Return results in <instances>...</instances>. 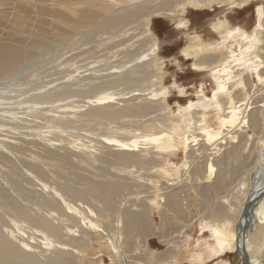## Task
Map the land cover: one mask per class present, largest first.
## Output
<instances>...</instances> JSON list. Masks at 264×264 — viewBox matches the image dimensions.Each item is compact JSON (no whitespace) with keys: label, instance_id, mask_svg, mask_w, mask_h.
<instances>
[{"label":"bare ground","instance_id":"bare-ground-1","mask_svg":"<svg viewBox=\"0 0 264 264\" xmlns=\"http://www.w3.org/2000/svg\"><path fill=\"white\" fill-rule=\"evenodd\" d=\"M185 1L198 3L201 6L212 3H224L229 5L236 4L239 5V7L244 8L253 0H75L70 3H67L65 0H57L54 4L59 6L60 9L56 11L53 17L56 21H61V23H63L62 25L67 26L76 32H79L81 29H88L90 32H93L97 28L104 32H116L117 36L111 34L110 39L112 40L115 37H120V35L124 36L125 34L123 35L122 33H125V30H127L132 24L137 23V20L141 19V17L144 18L145 15H150L153 12L167 14L168 12L173 11L167 10L164 6L174 7L178 11H181L183 9H181V6L185 4ZM173 3H175L174 6L172 5ZM1 5L3 4L1 3ZM64 7L69 9V15L63 12L62 8ZM126 11L133 13H129V15L125 13ZM258 11V28L253 36H247L242 30H230V24L216 26V30L224 36V41L218 48L219 52L217 51L220 53V56L211 54V51H213L211 47L204 48L202 44L195 43V41H197L196 39H193L194 43L189 45L185 50L187 56L193 54L195 58H197L196 65L199 66V68L212 67V65L214 66L215 64L221 65V63L222 66L220 69L215 66L214 78L217 80L218 87L213 101L209 102V99L206 101L203 97L200 99L199 104L189 107L188 110L182 114L184 116L179 118L181 121V123L178 124L179 127L173 126V132L170 131L172 134H177V136H173V142L170 141L167 143L163 139V136H166V134L170 135L168 132H164L169 125L165 120H156L159 123L158 126L150 125L149 129L146 127L148 130H142L143 132H140L141 129L125 130L123 131L125 134H130L132 136L128 138L126 137L127 139L122 140L116 139L114 143H112L113 139L110 137V134L109 136L106 135V138H103L104 142H101V144H108L111 148L117 147L118 150L112 155L114 157V159L112 158L113 160L109 157H103L102 162L108 163V165H111L112 168L119 171L121 174L124 173L130 178L133 177V183H124L128 179H125L123 176L119 177V182L113 181L112 183H107V181H105V176L101 177L104 180L102 182L81 179L83 185L82 190H76L66 186V184H58L53 187L52 185L47 184L45 173L39 171L37 165H30L24 161L20 164L14 159L12 160V156H10L4 163V165H9V168L12 171L11 173L13 174L10 176L12 178L6 176L7 182L5 185L9 188L6 189L5 186L0 188V264H63L64 259L69 261L76 253H80L79 251H76L74 247L70 246L71 243H76L78 239L76 237H71L69 235L71 229H69V227L61 220L53 218L48 211L58 213L63 217V220L67 222L74 218L71 219L72 215L61 211V205L67 204L73 206L80 215L88 216L89 213L86 214V212L93 209L90 204L91 200L96 201L97 203L99 202V204L106 203L107 206H110L111 209H113L112 207L115 206V202L110 198L113 195L114 197L120 195V192L126 190H132L131 193L133 195L134 187L142 189V192H139L137 195H143V198L140 199L143 201L138 200L139 197H136L137 201L132 203V205H129V207H127L128 210H121L118 213L114 211L113 213L115 214L113 216L108 213L111 209L106 206L102 207L103 210L99 213L102 219H110V217L115 218L116 224L112 225L110 222L109 228L111 236L107 235L105 239L110 245L111 256L115 264H160L159 262H163L164 264H178V260L180 259L183 250L188 251V257L191 258L192 263L195 262L202 264L205 262L204 253L207 249H210V253L207 254L209 256L207 258L210 259L223 258L227 253H231L233 250L237 249L242 258V264H264V182L263 184L261 183L256 186V193L254 194L253 192L250 196L244 194L240 195L241 187L239 191L234 194L230 207L226 208H213V204L210 206V202L211 199H213V203H217L216 201L219 193H226L228 181L218 176L214 185H204L201 183L205 178L207 180L213 178L212 175L215 171V164L219 165L223 163L228 168L227 173L230 175L229 183L233 186L238 178L244 174L242 166L245 165V162L239 164L240 166L238 167H232L230 162L238 158L239 149L243 143L248 145L249 140L251 139L249 129H252L255 134L258 133V128L256 127L260 124V120L256 118L252 112V104L254 102L253 97L258 91L254 93L253 85H247V80L250 81V78L254 75L252 74V71H256L257 78L264 83V6H260ZM41 12L45 13V8H41ZM169 15L172 14L169 13ZM135 17L137 20L129 21ZM181 23L184 26L187 24L183 20ZM146 25L148 26L147 22ZM60 31L59 40H66V32L62 30ZM45 40L46 39L34 40L36 41L34 45L37 46L33 48L34 51L24 50V48L21 47V44L17 43L0 44V104H14V102L9 103V101H15L16 98L12 99L10 96L4 95H6L5 93H7L10 88L9 86L19 81L18 79L22 73L29 70V66H24L27 59L34 58L38 51L42 52L49 49L51 43ZM109 40L107 42H109ZM235 42L240 44L239 48H241V53L239 54H235L231 47H227L229 43L234 44ZM159 45H161V43L159 44L157 40L156 44L151 46L150 53L152 56H150L151 58L148 57L150 60H146L145 58L149 64L144 61L143 57L145 52H143L140 59L143 60L142 62L144 63L141 66L134 61L139 67H136L135 64H129L130 66H133V68L127 69L126 67L127 70H124V74L122 75H120V72L119 76H113V78L107 82L100 81L101 84H92L94 86L87 91H78L71 94L70 91L65 90L60 93V97L64 99L65 96H68V99L70 100V98L74 96L90 100L91 103L97 101L103 103H99L101 105L98 104V106H95L90 110L87 109L88 111H85L84 109L85 112L80 114L79 119L77 118L79 123L83 121L91 122L94 120H105L113 123L117 118L125 119L127 117H139V115H141L140 112H142L141 105H135V101H138L140 99L139 97V99L132 98L124 101L126 102L125 106L123 108H117V110H115L117 107L116 105L110 104L118 100L116 96L124 97L125 95L129 96V94L131 95L134 93V95H137L139 93L138 88L121 93H116L117 91H109L114 88L118 89L120 86L134 88L133 84H138L141 82L142 78L145 77L143 76L141 78L140 76L145 71L141 70L145 65V68L153 67L154 69L156 68V70H162V65H160V60L158 58L160 49ZM136 50L138 51V49ZM133 51L134 52L131 53V55L133 54L134 56L135 50ZM251 53L256 55V65L248 61V57ZM135 57H137V55ZM231 58L234 59L233 63H231ZM110 59L111 57L97 62L94 61V63L100 64L102 62H108ZM131 61L133 60L131 59ZM126 63L125 66L128 64ZM223 65L226 67L225 70L222 69ZM110 67L109 69H111ZM148 69L149 68H147V71ZM116 71L115 73L117 74ZM149 76L150 75H148V77ZM85 78H77L75 80L79 79L80 82L85 81L91 83L90 78ZM147 81L150 82L151 80ZM160 85L162 87V84ZM247 86H249V89H252L246 90ZM2 88L7 89L6 92H3L4 90ZM163 88L164 87H162V89ZM152 89L153 94L155 95L154 98L160 97V100L163 103L162 108H164L165 105H167L166 98L168 97V90L164 89L163 94L158 85H154ZM93 93H97V95L94 97L91 96ZM26 94L28 95V93L24 92V95ZM153 94L151 96H153ZM43 100L49 101L47 102L49 104L55 102L52 101L55 100L52 94H45L39 98L38 95L30 96L28 100L26 99L24 102L25 104L32 102L34 105L33 107H35V105L39 104L43 106L44 102L39 103ZM141 101H143V98ZM24 102H22V104ZM67 102L65 103L68 104L69 102ZM128 102H134V104H128ZM47 103L44 105H48ZM65 103L63 105H66ZM107 103L108 105H105ZM143 103L144 102H142V104ZM257 104H264V102L259 99ZM71 106H73V104H70V107ZM83 106L84 105H78L73 108L76 107L80 109V107L82 108ZM36 107L38 108V106ZM60 107L58 104V108ZM213 107H217L218 111H220L217 121H215V123L217 122L216 124L219 125L217 130L212 127V121L208 122V115H206L208 114L207 111L211 110ZM63 110H65L64 112L67 114H72V112L66 111L64 106ZM81 110L83 111V108ZM60 111H62V109ZM72 111L74 113L73 109ZM21 119L17 120V117L16 119H12L16 123L14 126L11 125L12 127L9 125L12 130L17 131L18 129H21L22 126L25 128L27 127L25 126V121L23 122ZM59 119L61 118H58V120ZM62 121L64 120L62 119ZM5 122H7V120ZM75 123H77V121L69 120L63 122L64 125H73ZM169 128H171V126ZM61 129H63V127ZM33 131L37 132L36 128ZM61 131L65 132L66 130L64 129ZM37 134L39 137L41 136L48 139L46 132L44 131H38ZM90 134L91 136L93 135V133ZM180 134H183L184 136L179 137ZM85 138L88 139L90 137L88 136ZM92 140L90 142H95ZM180 140L184 141L183 145L186 150V162L181 169L178 170V174L175 175L174 172L171 174V168L167 164L166 154L168 153L167 150L175 148L178 144H181ZM79 142L80 141H76L75 144L77 146L80 144L79 148L88 151L79 150L78 152L81 154L89 155L90 152H93L92 150H94V148H97L95 145L92 146V144L89 143V145H86L84 142L83 144L82 142ZM62 143L63 141H58L57 144L60 145ZM33 144L37 143L34 142ZM24 145L25 146H19L17 143L13 145L10 148L13 155H25L31 149L35 148V145L28 142H25ZM226 145H231V147L228 150H225L220 158L215 160V155L218 156L221 152V147ZM210 146L216 148L217 151L214 154H208ZM89 150L91 151L89 152ZM44 152V154L40 153L36 155V159H41L39 160L40 162L45 158H48L56 163V165L59 166V169H63L70 165V162L64 160L63 157L60 156L58 158L55 156V153L51 154L53 153L51 151ZM76 154L77 152H75V155ZM92 155H94V153ZM89 156L90 158L93 157L91 155ZM138 160H141L144 164L139 166L140 163ZM198 160L203 161V167L201 170L196 169L195 167V163ZM7 171L9 170L7 169ZM249 172L250 170L248 171V174ZM32 173L34 175H32ZM107 173H109V177L113 178V175L110 174V172ZM190 178H192V185H190V187L193 186L197 194L206 202V206H199L198 209L200 212L198 216L184 222V225L178 226L181 219L187 214L185 209H187L188 213H191L190 207L192 201L190 202V197L188 198V194H191V189L188 188L187 190H184V188H181L182 185L180 184ZM195 178L200 179L196 182L194 181ZM176 181L179 183H175ZM172 182H174V184ZM26 184L33 187L44 184L47 188H53L57 191V196L62 197V201L58 202L57 197L52 193H43V191H39L40 196L36 197L31 190L24 187ZM175 186L179 188L175 189ZM183 199L186 201L185 204ZM154 206H157L158 209H160L162 218L161 225H157L155 222L156 219L153 216ZM98 211H100V209ZM198 217L203 220L204 224H207L214 230L215 243L211 245L212 242H207L206 244L208 246L205 245L203 249H201V246H197L195 250H192L189 248V240L185 235L187 230L195 225L194 221H196ZM90 226L92 228L96 227L92 220ZM36 234L38 236L33 238L32 235L36 236ZM89 237L90 234L87 233L86 239ZM153 237H158L159 240L167 243L169 247H172V244L176 241L181 245L178 246L181 250H178V252L175 253L177 249L173 248V252H171L172 250L170 247L167 252L161 251L159 254L155 255L149 249V241ZM67 238L68 240H66ZM126 239H129L130 241L128 244ZM41 243H43L46 248L42 247L40 245ZM22 244L27 245V248H22ZM225 263L226 261L221 259L218 264Z\"/></svg>","mask_w":264,"mask_h":264},{"label":"rangeland","instance_id":"rangeland-1","mask_svg":"<svg viewBox=\"0 0 264 264\" xmlns=\"http://www.w3.org/2000/svg\"><path fill=\"white\" fill-rule=\"evenodd\" d=\"M55 1L57 0H0V44L17 43L21 44V47L24 48V50L30 51L33 50V48L37 47L34 45L36 42L34 40L46 39L45 41L51 43L49 49H46L42 52L38 51L34 58L27 59L24 66H29V70L22 73V75L18 79L19 81L9 86L10 88L4 96H10L12 99L16 98L15 101H9V103L14 102V104H0V188H2L3 186H5L6 189L9 188L5 185V183L7 182V177L12 178L10 176H12L13 174L11 173L12 171L10 170L9 165H4V163L10 156H12V160L14 159L20 164L22 163V161H24L30 165H37L38 170L45 173V176L47 177V184H50L53 187L55 185L57 186L58 184H66V186H69L76 190H82L83 185L81 179H90L94 182H102L104 180L101 177L105 176V181H107V183H112L113 181L119 182L120 176L128 179L124 183H133V177L130 178L124 173L121 174L119 171H116L114 168H112L111 165H108V163L102 162L103 157L114 159L112 155H114L116 153L115 151L118 150L117 147L111 148L108 144H101V142H104L103 138H106V135L109 136L110 134V137H112L113 139L112 143H114L116 139L122 140L132 136L130 134H125L123 132L125 130L128 131L141 129L140 132H143L148 130L150 125L158 126L159 123L156 120H165L169 125L167 127V130H165L164 132H168L170 135L166 134V136H163V139L167 143L170 141L173 142V136L175 137L177 136V134H172L171 132H173V126L177 127L178 124L181 123L179 118L184 116L182 114H184L189 107H193L194 105L199 104L200 99H202L203 97L206 101L208 99L209 102L213 101L218 87L217 80L214 78V71L216 69L215 66L219 69L222 66L221 63V65L215 64L214 66L212 65V67L209 66L207 68H199V66L196 65L197 58H195L193 54V56H187L185 50L189 47V45H192L194 43L193 39H196L197 41H195V43L202 44L204 48L211 47V49H213V51H211V54L220 56V53H218V48L224 41V36L216 30V26L230 24V30H242L247 34V36H253L255 35V32L258 28V9L260 6H264V0H253L244 8L239 7V5L236 4L229 5L224 3H212L201 6L198 3L185 1V4L181 6V9L183 8L181 11H178L174 7L164 6V8H166L167 10L173 11H170L167 14L153 12L150 15H145L146 17H141V19L138 20L136 19V17L130 19L129 21L137 20L138 22L132 24L127 30H125V33H122L126 36L120 35V37H115L111 40V34L117 36L116 32H104L99 30L98 28L93 32H90L88 29H81L79 32H76L75 30L62 25L63 23H61V21H56L53 15L60 9V7L54 4ZM65 1L67 3H70L75 0ZM1 3L3 5H1ZM172 5L174 6L175 3H173ZM41 8H45L46 12L42 13ZM62 10L64 13H67V15L70 14L69 9L64 7L62 8ZM128 11H126L125 13H133ZM169 13H171L172 15H169ZM182 20L187 23L186 26L182 25ZM146 22L148 26L146 25ZM60 30L66 32L65 34L67 35V39L64 41L59 40V35L61 33ZM108 40L109 42H107ZM157 40L159 44L161 43V45H159L160 49L158 58L160 60V65H162V70H156V68L154 69L153 67H147L150 69H148L147 71L145 65L141 70H145L147 73L144 71L140 75L141 78L143 76L145 77L142 78L141 82H139L138 84H133L134 88L120 86L118 89L114 88L113 90L109 91H117L116 93H121L138 88L139 93H136L137 95H134V93L131 95L129 94V96L125 95L124 97L116 96L118 100L110 104L116 105L117 107L115 110H117V108L119 109L125 106L126 102L124 101L139 97L140 99L138 98L139 100L135 101V105H141V115L134 118H117L113 123L105 120H94L91 122L83 121L79 123L78 119L80 118V114L85 112L87 109L90 110L93 107L98 106L101 101L95 100L97 102L91 103L90 100L73 96L72 98H70V102L68 96H65L63 99L62 97H60V93L65 90L70 91L71 94L78 91H87L94 85L109 81L113 78V76H119L120 72V75L124 74V70L133 68V66L130 65H134V61L141 66L144 63L142 62L143 60L140 59L142 53L145 52L143 57L144 61L150 60L149 58H151L150 56H152V54L150 53L151 46H153V44H156ZM232 44L229 43L227 47H231L235 54L241 53V48H239L240 44L237 42H235L233 45ZM136 49H138L139 52ZM133 50H135L134 56L133 54L131 55V53L134 52ZM136 55L137 57H135ZM109 57H111V59L108 60V62H102L100 64L94 63V61H101L102 59H106ZM133 57L137 60H135ZM131 59L133 61H131ZM248 59V61L256 65V55L254 53H251ZM233 60L234 59L231 58V63H233ZM146 62L147 64H149L148 61ZM125 63L127 64V66H125ZM137 64H135L136 67H139V65ZM109 67L111 69H109ZM113 68L115 71L117 70V74L115 73ZM225 68V65H223L222 69L225 70ZM252 74H254L250 78V81L252 83L247 80V85H253L252 87L254 93L258 91L257 94H255V96L253 97L254 102L252 104L253 115L260 120V124L256 127L258 128V133L255 134L252 129H249L251 139L249 140L248 145L243 143L239 149L238 158L230 162L232 167H238L240 166L239 164L245 162V165L242 166L244 174H242L238 178L233 186H231V184L229 183L230 175L227 173L228 168L223 163L219 165L215 164L216 167L214 174L212 175V179L207 180L205 178L201 181V183L204 185H214L217 181L218 176L228 181L226 193H219L218 199L216 201L217 203L214 204L213 199H211L210 206L213 204V208L230 207L234 194L238 192L241 187L242 189L240 195L244 194L246 196H250L253 192L254 194L256 193V186L260 185L261 183L263 184L264 182V104H257V101L259 99L264 102V83L263 81H259L256 76V71H252ZM148 75L150 76L148 77ZM77 78H90L91 83L85 81L80 82L79 79L75 80ZM147 80L151 81L149 82ZM146 81L148 82V84ZM160 84H162V87H164L163 89ZM154 85H158L161 88L163 94L164 89L168 90V97L166 98L167 105H165L164 108H162L163 103L160 100V97L154 98L155 95L153 94L152 89ZM2 89L4 90L3 92H6L7 90L5 88ZM247 89L250 90L252 88L249 89V86H247L246 90ZM24 92L28 93L29 96L27 94L24 95ZM36 94L38 95V98L45 94H52L55 98V100L52 101L55 102L49 104L47 103L49 101H37L39 103H47L48 105L43 104L42 106L39 104L35 105V107H33L34 105L32 102H30L31 104H25L24 101H26V99L28 100L30 96H37ZM152 94L153 96H151ZM96 95L97 93L91 94V96L93 97ZM142 98L143 101H141ZM22 102L24 103L22 104ZM60 102L62 103V105ZM65 102H67L68 104H66ZM142 102L144 103L142 104ZM64 103L66 105H63ZM129 103L134 104V102H128V104ZM58 104L59 107L61 105L62 108H58ZM70 104H73V106L70 107ZM78 105H84L82 107L83 111L81 110V107L80 109L76 107L73 108L74 106ZM105 105H108V103ZM36 106H38V108ZM63 106L64 109L66 108V111L72 112V114L65 113V110H63ZM61 109L62 111H60ZM72 109L74 110L75 114L73 113ZM75 109L79 110L77 111ZM52 110L55 112V114ZM58 112H60L61 114ZM207 113L208 114L206 115H208V122L212 121V127L217 130L219 125L216 124L217 122L215 123V121H217L220 111H218L217 107H213L211 110H208ZM16 117L17 120L22 118L21 120L23 122L25 121V126L27 127L25 128L24 126H22V128L18 129L17 131L12 130L11 127L16 125V123L12 119H16ZM58 118L61 119L58 120ZM62 119L65 122L71 120L77 121V123L73 125H64V121H62ZM6 120L7 122H5ZM9 125L12 126L10 127ZM170 126L171 128H169ZM62 127L63 129H61ZM35 128L37 132H46V136L48 139L41 136L40 138L37 132L33 131L35 130ZM64 129L66 130V133L61 131ZM116 131L118 134L116 133ZM90 133H93V135L91 136ZM88 136L90 138H85ZM183 136V134L179 135V137ZM91 140L95 142L92 143L90 142ZM58 141H63L62 144L64 145H58ZM76 141H80L82 142V144L84 142V144L86 145H95V147L97 148H94V150H92L93 152H90L91 150H89V155L93 157L90 158L88 154L79 153V150H83L86 152L88 151L83 148H79L80 144H78L77 146L75 144ZM25 142L35 145V148L31 149L25 155H13V152L10 148L16 143L19 146H25ZM34 142L37 144H33ZM180 142L181 144H178L175 148L167 150L168 153L166 154V159L168 162L167 164L171 168V174H173L174 172L175 175L178 174V170H180L183 164L186 162V150L183 145L184 141L180 140ZM230 147L231 145L221 147V152L218 154V156L215 155V160L217 158H220L224 154L225 150H228ZM208 150V154H214L217 151L214 146H210ZM44 151H51L53 152L51 154L55 153V156L58 158L60 156L63 157L64 160H68L70 162V165L66 166L63 169H59V166L48 158H45L40 162L39 160L41 159H36V155L40 153L44 154ZM74 151L77 152L76 155ZM98 151L99 153H101L99 154ZM93 153L94 155H92ZM138 161L140 163L139 166L144 164L141 160ZM195 167L196 169L201 170L203 167V161L198 160L195 163ZM7 169L9 171H7ZM249 170L250 172L248 174ZM107 172H110V174L113 175V178L109 177V173ZM32 175L34 174L32 173ZM199 179L200 178H195L194 181L198 182ZM191 180L192 178L187 179L184 183H180L182 185L181 188H184V190H187L188 188L191 189V194H188V198L190 197L189 199L190 202L192 201V204L190 207L191 213H188L187 209H185V212L187 214L181 219L178 226L184 225V222L198 216L200 212V210L198 209L199 206H206V202L197 194L193 186L190 187V185H192ZM178 181H176L175 183H177ZM172 183L174 184V182ZM176 186L174 187L175 189L179 188ZM24 187L31 190L36 197L40 196L39 191H43V193H52L57 197L58 202L62 201V197L57 196L56 190H54L53 188H47L44 184H41L37 187L26 184L24 185ZM131 191H122L119 193L120 195H117L115 197L113 195L110 198L113 202H115V206L113 205L114 207H112L113 209H111L110 206H107L106 203L99 204V202L97 203L96 201L91 200L90 204L93 209H90L88 210V212H86V214L89 213L88 216H82L75 210L73 206L63 204L60 206L61 211L72 215L71 219L74 218L73 220H69L67 222H65V220H63V217L58 213L48 211V213L53 218H55L56 220H61L69 227V229H71V232L69 234L71 237H76L78 239L76 243H71L70 246L74 247V249L76 251H79L80 253H76L69 261H66L64 259L63 264H115L111 256L110 245L105 240L107 235L111 236L109 228L110 222L112 223V225L116 224L115 218L110 217V219H102L99 213L103 210L102 207L106 206L111 209L108 213L113 216L115 214L113 213L114 211H116V213L121 210L124 211L127 209V207H129V205L135 203L137 201L136 197H139L138 200L143 198V195H137L139 194V192H142V189H137L136 187H134L133 195ZM183 202L184 204L186 203L184 199ZM99 209L100 211H98ZM153 216L156 219V224L161 225V212L157 206H154ZM91 220L95 223L96 227L92 228L90 226ZM194 222L195 225L190 227L185 235V237L189 240V248L195 250L197 246H201V249H203L205 245L208 246L206 244L207 242H212L211 245L214 244V230L207 224H204L203 220L199 217ZM87 233L90 234V237L88 239H86ZM37 236V234L36 236L32 235L33 238ZM66 240H68V238ZM126 241H128L127 244L130 242L129 239H126ZM149 243V249L155 255L159 254V252L161 251L167 252L171 247H169L167 243L159 240L158 237H153L152 239H150ZM40 245L46 248L43 243H41ZM178 246L181 245L175 241V243L172 244L171 252H173V248L177 249L175 253L178 252V250L180 251L181 249H179ZM21 247L27 248V245L22 244ZM208 253H210V249H207L205 251V262L202 264H218L221 259L226 261L225 264H242V258L237 249L233 250L231 253H227V255L220 259L207 258L209 257L207 255ZM188 256V251L183 250L180 255V259L178 260V264H201L195 262L192 263L191 258ZM159 263L164 264L163 262Z\"/></svg>","mask_w":264,"mask_h":264}]
</instances>
